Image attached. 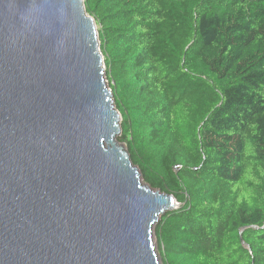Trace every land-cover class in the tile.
<instances>
[{"label": "trees", "instance_id": "16d2710c", "mask_svg": "<svg viewBox=\"0 0 264 264\" xmlns=\"http://www.w3.org/2000/svg\"><path fill=\"white\" fill-rule=\"evenodd\" d=\"M118 142L179 208L161 264H264V0H83Z\"/></svg>", "mask_w": 264, "mask_h": 264}, {"label": "water", "instance_id": "95a60500", "mask_svg": "<svg viewBox=\"0 0 264 264\" xmlns=\"http://www.w3.org/2000/svg\"><path fill=\"white\" fill-rule=\"evenodd\" d=\"M83 0H0V264H161L179 208L118 142Z\"/></svg>", "mask_w": 264, "mask_h": 264}, {"label": "rangeland", "instance_id": "374dc122", "mask_svg": "<svg viewBox=\"0 0 264 264\" xmlns=\"http://www.w3.org/2000/svg\"><path fill=\"white\" fill-rule=\"evenodd\" d=\"M98 30V28L96 27V31ZM122 146V148L124 149V147H125V145L124 144H122L121 145ZM154 244H155V247H156V249H157V244H156V242L154 241ZM158 250V249H157Z\"/></svg>", "mask_w": 264, "mask_h": 264}]
</instances>
